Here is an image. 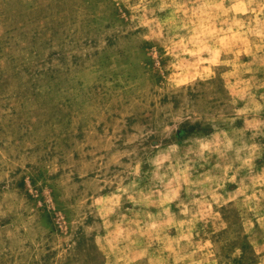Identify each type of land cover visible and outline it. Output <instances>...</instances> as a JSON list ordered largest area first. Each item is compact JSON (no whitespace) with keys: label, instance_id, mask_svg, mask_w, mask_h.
Returning <instances> with one entry per match:
<instances>
[{"label":"rangeland","instance_id":"1","mask_svg":"<svg viewBox=\"0 0 264 264\" xmlns=\"http://www.w3.org/2000/svg\"><path fill=\"white\" fill-rule=\"evenodd\" d=\"M0 264H264V0H0Z\"/></svg>","mask_w":264,"mask_h":264}]
</instances>
